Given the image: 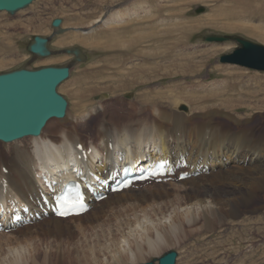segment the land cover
<instances>
[{
    "label": "bare ground",
    "instance_id": "bare-ground-1",
    "mask_svg": "<svg viewBox=\"0 0 264 264\" xmlns=\"http://www.w3.org/2000/svg\"><path fill=\"white\" fill-rule=\"evenodd\" d=\"M226 26L235 29V24L227 23ZM63 30L62 26L57 29L58 32ZM140 38L141 36H134L118 42L130 43L129 48H135ZM167 41L161 39L147 52L133 49L135 54L146 56L134 54L138 58L131 57L133 61L122 67H117V64L127 60L119 57L117 60L106 59L105 64H100L101 72L95 79L111 83L108 87L113 94L125 87L132 88L135 84H142L139 87L141 94L129 104L110 100L111 105L107 103L95 108V115L90 122L98 120L93 136L99 141L92 146L91 141L88 143L93 147V153L84 167L89 165L102 171L117 161L116 152H126L124 157L130 159L144 158L146 155L154 157L158 155L157 149H160L165 156L188 154L192 164H197L200 159L209 162L210 173L180 183L153 184L137 190L123 191L95 204L84 215L65 220L50 216L42 222L11 233V236L2 234L0 240L5 241L4 245L8 246V250L6 256L0 258V264H38L36 254L41 248L43 260L39 262L42 264H59V255L64 253L67 255V264H112L122 256L131 257L133 261L137 256L156 254L163 248L172 246L180 235L201 230L205 226L208 228L215 219L224 220L225 216L220 212L223 208L226 210L227 207V214L235 217L232 214L238 213L240 206L247 207L258 192L264 193V131L257 132L250 126L248 119H241L224 111L222 106H227L229 100H234L230 94L225 93L227 88L223 89L220 85V88L214 87L213 92L206 93L204 90L191 88L189 85L192 84L188 85L187 80L180 84L177 75L170 78L172 74L169 72L175 68L176 71L182 69L180 71L186 74H183L184 78L188 79L195 71V66L191 64L192 58L187 52L177 54L173 46V49L169 47L164 52L169 56L163 57L162 51L166 47L162 45L167 44ZM81 43L92 47L99 45L97 40L91 43L81 40ZM162 57L161 61L167 65L157 61ZM84 58L81 51L79 60L74 62L81 63ZM162 64L167 72L166 77L171 79V83L165 88L156 85L160 79L158 76H149L155 75L153 72L158 73ZM136 70H140L138 75L133 74ZM149 70L151 73L145 74ZM193 75L197 76L196 73ZM197 77L195 80L203 78L202 74ZM94 90L93 86H89L78 92L81 112L86 109L87 93ZM238 104H232V109L237 110L240 107ZM226 122L235 128L232 129ZM87 124H83L81 129H85ZM53 129L48 136L41 134L39 137H32L27 148L16 146L11 149L7 160L2 155L1 163L7 167L8 174L5 175L0 170V180L3 177L7 180V194L0 192V198L17 196L26 200L29 194L37 197L39 191L36 184L40 183L37 173L48 177L66 176L70 174L73 164H81L76 151L77 144H82V136L79 135L81 129L78 130L75 122L68 128L58 130L57 135L53 134L57 131L52 127ZM110 142L113 143V149H110ZM247 155L249 161L246 163ZM99 161L104 167L98 164ZM207 184H210L214 193L207 189ZM221 184H228L233 190L222 195L219 188ZM215 196L221 197L220 200L215 199ZM66 221H72L73 228L64 226ZM113 221L114 227L110 224ZM201 222L202 225L198 226ZM85 224L90 227L91 234L87 233ZM39 226L47 239L42 240L35 231ZM74 227L78 228L81 240H74L71 246L69 239H75ZM64 232L69 233V239H63ZM114 232L121 235L119 240L113 239ZM16 233L21 237L18 238ZM3 241H0V245Z\"/></svg>",
    "mask_w": 264,
    "mask_h": 264
},
{
    "label": "rangeland",
    "instance_id": "rangeland-1",
    "mask_svg": "<svg viewBox=\"0 0 264 264\" xmlns=\"http://www.w3.org/2000/svg\"><path fill=\"white\" fill-rule=\"evenodd\" d=\"M201 6L205 8V12L199 15L195 14V9ZM54 19L63 21L62 28L64 30L61 34H54L56 30L54 31L51 26ZM98 21L101 22L97 23ZM227 23L235 24V29L226 26ZM90 29L93 30L87 34L81 32ZM209 35L239 36L264 46V0H37L15 15L0 13V74L22 67L37 69L45 66L69 65L71 67L70 78L58 88L59 93L68 102L69 120L60 122L51 120L42 135L51 134L54 131L52 127L57 130L53 134L57 135L58 130L68 128L72 122H75L79 130L87 122L88 126L79 130L81 131L79 135L82 136V142L89 145L90 141L92 144V140H96L91 138L94 137V132L98 127V120L90 122L96 112L95 108L105 106L107 103L111 105L110 100H117V102L125 104L132 103L138 98L137 95L141 94L139 87H142V84L139 86L135 84V87H125L113 94L108 87L111 83L95 79L96 75L101 72L99 66L105 64L106 59L117 60L119 57L121 60H127V62H123L124 64L121 63L122 65L117 64V67H122L133 61L131 57L138 58L137 56L143 55L135 54L133 49L147 52L154 48L161 39H165L168 41L167 44L162 45L166 47L165 51L161 49L163 57L169 56L164 52L173 46L176 48L177 54L188 53L192 58L191 64L195 66L193 67L195 71L188 79L184 78L186 74L180 71L182 69L176 71L175 68L169 72L172 74L170 78L177 75L180 84L187 80L188 85L192 84V86L189 85L191 88L204 90L206 93L207 91L213 92L212 89L220 88V85L223 89L227 88L225 93L230 94L234 100H229L227 106H222L224 111L241 119H250V126L254 127L257 132L260 130L263 132L264 73L221 64L220 57L232 52L236 44L234 42L223 44L205 42L204 38ZM35 36H49L50 49L55 55L47 58H35L28 51V46ZM134 36L142 38L138 40V45L135 48H129L130 43L118 42V40ZM81 40L87 43L97 40L99 45L92 47L81 43ZM70 48L81 49L85 55L84 61L76 64L73 56L62 54L63 50ZM134 54L137 56H133ZM163 57L157 60L160 64L163 63L161 61ZM152 69L153 67L150 70ZM150 70L145 74L151 73ZM138 71L140 70H136L133 74L138 75ZM165 73L167 72L164 71L163 65L159 68L158 73L153 72L155 75L149 76H158L160 79L156 85L165 88L171 83H169L171 79L166 77ZM181 73L182 76H180ZM195 73L198 77L199 74H202L203 78L195 80L197 77L193 75ZM132 80H135V76ZM212 85L213 87H211ZM224 85L227 86L224 87ZM89 86H93L95 90L92 93H87L86 109L81 112L78 92ZM206 86L208 87L206 88ZM237 103L240 107L237 110L232 109L231 105ZM250 104L252 105L250 106ZM106 109L108 108L106 107ZM113 114L118 117L115 113ZM226 125L233 127L232 129L235 128L227 122ZM32 139V137L22 139L15 142L16 145L0 144V166L2 155L7 160L11 155V149L16 146L21 149L27 148ZM209 186L210 184H207V189L214 193ZM219 188L222 195L229 194L233 190V187L228 184H221ZM220 198L215 196L217 200ZM238 209V213L232 214L235 216L232 217L231 214H227L229 209L223 208L220 212L225 216L224 220L215 219L208 228L205 226L201 230L196 229L192 233L180 235L172 246L165 247L156 254L148 253L142 257L137 256L133 261L131 257L122 256L120 260L112 264H140L157 261L170 251H175L178 255L176 264H264V193L258 192L247 207L242 205ZM66 222L64 226L72 227L74 225L72 221ZM110 224L114 227V221ZM199 224L198 226H201L202 222ZM84 226L88 230L87 233L91 234L90 227H87V224ZM35 231L39 233L42 240L48 238L46 235L43 236L40 226ZM73 231L75 239L70 240L68 232H64L65 237H63V239H69L71 246L74 244V240H81L78 228L74 227ZM113 235V239L119 240L121 237L115 232ZM7 236H11V234ZM17 236L21 237L20 234ZM4 242L0 245L1 259L6 256L8 250V246L4 245ZM41 250L43 249L41 248ZM41 250L36 254L38 264H42L40 262L43 260ZM64 254L59 255V264H67V255ZM64 256L65 258H63ZM72 256L74 255L72 254ZM56 260L58 261V259Z\"/></svg>",
    "mask_w": 264,
    "mask_h": 264
},
{
    "label": "water",
    "instance_id": "water-1",
    "mask_svg": "<svg viewBox=\"0 0 264 264\" xmlns=\"http://www.w3.org/2000/svg\"><path fill=\"white\" fill-rule=\"evenodd\" d=\"M35 0H0V12L11 14L22 10ZM204 12L200 7L195 10ZM61 19L52 21L53 28H59ZM206 42L223 43L233 41L238 47L220 58L222 64H232L258 71H264V46L237 36H207ZM49 39L36 36L28 50L37 57H48ZM66 54L79 60L81 51L67 49ZM70 66L43 67L36 70L25 68L0 74V141L10 143L27 136L37 137L51 118H64L67 102L57 93V87L69 77ZM177 254L163 255L158 264H175ZM154 264V262L145 263Z\"/></svg>",
    "mask_w": 264,
    "mask_h": 264
},
{
    "label": "snow or ice",
    "instance_id": "snow-or-ice-1",
    "mask_svg": "<svg viewBox=\"0 0 264 264\" xmlns=\"http://www.w3.org/2000/svg\"><path fill=\"white\" fill-rule=\"evenodd\" d=\"M82 201H83V197L82 195L80 194H77V198H76V201L77 203H81L82 204ZM61 215H64V213H60Z\"/></svg>",
    "mask_w": 264,
    "mask_h": 264
}]
</instances>
